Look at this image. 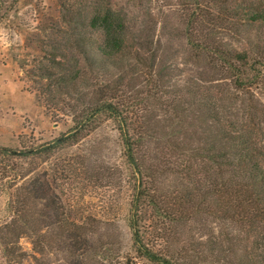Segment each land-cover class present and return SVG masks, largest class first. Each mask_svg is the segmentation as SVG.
Segmentation results:
<instances>
[{
  "label": "rangeland",
  "instance_id": "obj_1",
  "mask_svg": "<svg viewBox=\"0 0 264 264\" xmlns=\"http://www.w3.org/2000/svg\"><path fill=\"white\" fill-rule=\"evenodd\" d=\"M196 5L197 0H0V226L12 218L9 200L18 171L49 184L56 194L54 197L49 192L48 208L40 196L34 201L35 218H47L43 232H62L56 223L59 215L81 226L76 245H68L70 240L54 242L42 254L33 251L29 236L20 239L21 252L26 254L22 264H75L80 254L81 264H149L135 253L130 221L137 213L139 217L144 213L148 219L155 212L151 205L137 203L138 194L148 187L149 194L172 199L178 190L189 192L198 203L197 184L185 176L189 162L195 161L186 150L191 143L193 149L204 147L202 140L207 142L218 130L208 116L211 105L216 104L224 115L239 113L238 117L244 103L255 106L264 136V81L252 90L236 93L226 76L214 70V65L209 66V58L196 54L187 33ZM218 5L233 14L227 22H217L224 28V35L217 37L223 40L225 49L262 52L260 48L251 49L260 44L264 48V29L245 30L242 12L246 8L260 10L264 0H219ZM105 8L123 14L131 40L143 45L142 50L137 45V50L148 59L145 67L136 65L134 72L125 64L122 72L111 70L109 74L114 79L123 76V88L128 93L125 102L129 108L136 104L139 118L127 115L128 131L145 141L135 158L154 169L162 159L171 166L155 177V182L143 181L133 171L126 158L122 123L109 113L85 121L83 132H73L76 124L71 116L81 113V101L77 100L81 76L77 91L71 93L66 90L69 84L61 85L64 91L54 83L60 75L73 72L71 66L81 59L72 48L71 29L82 22L87 24L92 14ZM93 37L101 39L98 33ZM43 68L54 72L53 82L43 77ZM203 102L209 105L202 106ZM181 121H188V125L181 126ZM142 125H150L151 131L140 128ZM67 136L72 138L59 144ZM181 153L186 159L180 157ZM165 155L170 159L165 160ZM58 198L64 203L62 208ZM218 222L205 209L182 218L167 227L169 242L161 247L185 252L182 254L194 261L201 260L197 251H204L207 258V252L211 254L218 247L213 263L209 257L199 264H222L227 254L214 241L219 239L227 250L228 234L230 243L235 244V254H243L251 242L240 243L231 237V233L235 235L234 225ZM233 256L227 259L236 261ZM0 264H6L1 248Z\"/></svg>",
  "mask_w": 264,
  "mask_h": 264
},
{
  "label": "trees",
  "instance_id": "obj_2",
  "mask_svg": "<svg viewBox=\"0 0 264 264\" xmlns=\"http://www.w3.org/2000/svg\"><path fill=\"white\" fill-rule=\"evenodd\" d=\"M218 4L219 0H197L196 10L190 18L193 21L189 22L187 32L192 37L190 39L192 48L196 54H203L210 59L209 66L214 65V70L217 68L219 73L226 76L224 79L229 80L230 85H234L233 91L243 93L246 90H252L255 85L264 81V48H261L260 44L251 49H262V52L258 54L256 52L252 54L250 50H226L223 40L217 37L219 34L224 35L222 31L224 28L221 29L217 22L220 24L227 22L233 14H229L227 8L222 9ZM242 15L246 24L245 30L253 27L259 30L264 29V7L260 10L246 8ZM198 19L200 22H197ZM87 21V24L83 25L82 22L81 26L72 28L70 32L72 48L76 49L80 55V61H75V65L71 66L74 69L73 72L60 75L58 80L56 78L54 80L55 85L64 91L65 87L62 88L61 85L69 84L70 88L66 87V90L70 89L68 93H71L77 91V80L81 76V94L77 96V100L81 101V113L73 112V115H70L76 124L73 132H83L86 127L85 121L109 113L112 118L122 123L126 158L134 168L133 171L137 173L139 179L155 182V177L168 172L171 166L162 159L160 164L154 165L156 168L154 169L153 166L147 167L146 162L144 164L142 160L135 158V152H138L140 144L145 141L141 135L131 136L128 131L127 115H137L139 118L136 104L129 108L130 105L125 102L128 93L123 88V76L120 79H114L113 74H109L111 70L122 72L125 64L131 72L135 71L136 65L145 67L148 59L141 55L140 50L143 45L131 40V30L128 24L126 25L123 14L117 10L111 8L98 10ZM96 33L101 36L100 40L93 39ZM137 45L138 49L141 48L139 52ZM150 54L148 56H151ZM54 62L55 58H53ZM83 62L85 66L79 68ZM42 71L43 77L53 82L54 72L48 68H43ZM88 75L89 78H87ZM84 85L85 89L82 87ZM201 105L209 104L203 102ZM240 111L242 112L240 117H238L239 113L224 115L216 104L211 105V113L208 116L216 123L218 130L207 138V142L202 140L201 145L204 147L198 146L193 149L192 143L187 146L186 151L191 152L190 159L195 161L189 162L190 168L185 170L186 174H184L189 181L197 184L198 203L191 198L189 192L183 193L178 190H176L177 194H173L172 199H167L166 196L158 198L156 194H149L148 187L143 188L138 194L137 203H141L142 206L151 205L155 212L148 219L144 213L140 217L137 213L135 219L130 221V229L134 231L133 247L140 259L149 264H199L211 257L213 263L212 258L216 260L214 251H217L218 247H214L211 254L207 252V258L204 257V251H197L196 255L201 259L199 261L183 255L182 253L185 252H171L161 247L162 244L166 245V242H169L170 234L167 227L205 209L215 220L219 221L218 223L234 225L235 235L231 233L232 238L240 240V243L251 242L253 244L250 243V247L248 244V248L243 249V254H235L233 249L235 244L230 243L232 241L228 234L225 235V242L228 243L227 250L221 247L219 239H215V246L219 244V248L227 254L222 264H264V136H261V120L257 115V108L244 103ZM179 123L181 126L188 125V121ZM134 124L133 126L137 125V123ZM140 128H144L145 131L152 129L150 125H142ZM72 137H62L59 144L64 145ZM168 147L172 146L168 145ZM183 153L180 157L186 159ZM164 159H170V156L165 155ZM194 167L197 170H193ZM18 173L17 180L15 179L12 183L13 194L9 200L12 218L0 226V248L6 264H22L26 254L21 252L19 242L25 236L32 239L33 251L36 254L44 253L48 246L58 241L70 240L71 242H67L68 245H76L75 240L81 236L79 235L81 226L69 218H62L59 215L56 223L62 230L60 234L43 232L44 225H48L47 218H35L32 212L34 201L40 196V200L42 199L45 207L48 208L49 205L46 202L50 201L49 194L55 192H51L49 184L40 183L37 178L30 177L29 173L19 171ZM136 191L139 192L138 187ZM58 200L62 208L64 203L59 198ZM53 203L55 204V201ZM134 208L136 209L135 204ZM138 210L137 205V212ZM252 233L255 236L251 235ZM233 254L236 261L227 259ZM180 256H182L181 259ZM80 257L78 260L75 259L77 262H74L75 264H81Z\"/></svg>",
  "mask_w": 264,
  "mask_h": 264
}]
</instances>
